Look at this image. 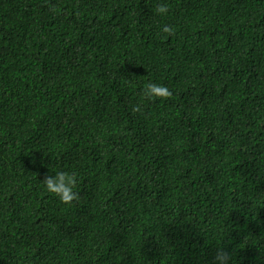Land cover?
<instances>
[{"label":"trees","instance_id":"1","mask_svg":"<svg viewBox=\"0 0 264 264\" xmlns=\"http://www.w3.org/2000/svg\"><path fill=\"white\" fill-rule=\"evenodd\" d=\"M159 2L0 0V264H264V0Z\"/></svg>","mask_w":264,"mask_h":264},{"label":"clouds","instance_id":"2","mask_svg":"<svg viewBox=\"0 0 264 264\" xmlns=\"http://www.w3.org/2000/svg\"><path fill=\"white\" fill-rule=\"evenodd\" d=\"M154 12L157 15H165L168 12L167 4L160 0L154 6ZM163 31L169 32L171 29L168 25H164ZM172 95L170 89L155 82L147 84L144 90V96L149 100L163 99ZM78 178L75 173L59 170L53 175L46 176L43 184L46 190L63 203H70L77 198L78 193L75 190ZM211 264H236V258L231 250L225 247H217L214 251Z\"/></svg>","mask_w":264,"mask_h":264}]
</instances>
